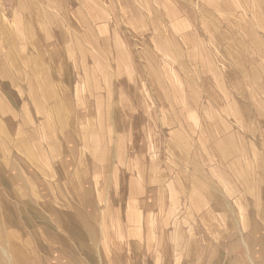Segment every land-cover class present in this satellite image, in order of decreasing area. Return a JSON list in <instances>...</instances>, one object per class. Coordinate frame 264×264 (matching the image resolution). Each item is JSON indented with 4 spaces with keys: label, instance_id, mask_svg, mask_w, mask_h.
<instances>
[{
    "label": "rangeland",
    "instance_id": "obj_1",
    "mask_svg": "<svg viewBox=\"0 0 264 264\" xmlns=\"http://www.w3.org/2000/svg\"><path fill=\"white\" fill-rule=\"evenodd\" d=\"M0 264H264V0H0Z\"/></svg>",
    "mask_w": 264,
    "mask_h": 264
},
{
    "label": "crops",
    "instance_id": "obj_2",
    "mask_svg": "<svg viewBox=\"0 0 264 264\" xmlns=\"http://www.w3.org/2000/svg\"><path fill=\"white\" fill-rule=\"evenodd\" d=\"M95 11H96V9H94L93 11L91 10V12L93 13V14H95ZM99 11H100V9H99ZM73 15H74V17H73V19L79 24V25H82V26H86L87 28H88V30H90L89 31V35H88V38H87V41H91V43L92 44H97L98 42H100L101 44H103V45H105V44H107L108 43V40H107V43H106V39H101V40H99L98 39V41L97 40H95L96 38L92 35V34H90V32H91V28L89 27V25L86 23V21H85V19H83L82 17H81V14H79L78 12H73ZM97 20L96 21H98V20H100L99 19V17L98 18H96ZM47 21L49 22V24L50 25H52L53 27H55V28H60L61 27V25H60V22H59V20H57V18H55L54 16H52V15H48L47 16ZM103 28L102 27H100V30L99 31H101ZM71 31H73L74 32V30L73 29H70ZM77 33V32H76ZM65 34H67L65 31H64V29L61 27L60 29H59V31H58V34L57 33H54V36H55V38H58V39H61V40H63V41H66V40H70V42H71V49H70V53H69V59H71L72 60V66H74V67H79L80 69H82V70H84L85 72H84V75L83 74H81V76H79V77H81V78H84V76L85 75H91L92 74V76L94 75V73L96 74V73H98L101 69L99 68V66H98V64H96V67H93L92 69L90 68V67H86V65L83 63V61H81V56H82V54H84L86 51H85V49L82 47V45H81V41H80V35H78V34H76V36L77 37H73V35H71V33H69V36L70 37H68L67 35H65ZM47 36H48V34H46ZM45 35V36H46ZM65 36H67V38L65 37ZM73 50H75V52H73ZM50 50L48 49V50H46V52H49ZM33 60L31 61V58L27 61V62H34V61H36L37 62V60H35V58H32ZM70 63V64H71ZM28 67H32V68H34V65H31V66H29L28 65ZM37 68L38 69H41L40 68V65H37ZM62 68H64V66H62ZM90 68V69H89ZM124 69H125V71H129L130 69H129V64L128 65H126L125 67H124ZM17 72H19V70H17ZM17 72H16V75H17ZM95 89H98V88H95ZM94 91V90H93ZM217 103H219V102H217ZM99 104V103H98ZM202 108H203V106H202ZM207 109V108H206ZM100 107H99V116L97 117V120L98 121H100V119H101V112H100ZM99 133V129H93L92 131H91V133H88V132H86L82 137L83 138H85V144H84V146L88 149L89 147H91V149H92V144H91V142L87 139V137H91V136H93L94 134H98ZM99 135H100V133H99ZM199 139H201L202 141H204V143H206V140L205 139H203V138H201V137H198ZM215 150V149H214ZM224 152H226V150H224ZM124 159H125V157H124ZM124 162L126 163V164H128V163H130V160H124ZM134 163H136V160H134L133 161ZM78 166V165H77Z\"/></svg>",
    "mask_w": 264,
    "mask_h": 264
},
{
    "label": "bare ground",
    "instance_id": "obj_3",
    "mask_svg": "<svg viewBox=\"0 0 264 264\" xmlns=\"http://www.w3.org/2000/svg\"><path fill=\"white\" fill-rule=\"evenodd\" d=\"M243 243H244V242H243ZM2 251H3V253H6V251H5L4 249H3Z\"/></svg>",
    "mask_w": 264,
    "mask_h": 264
}]
</instances>
